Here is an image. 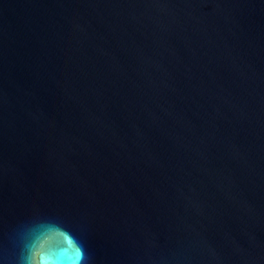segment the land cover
<instances>
[{
    "label": "water",
    "instance_id": "water-1",
    "mask_svg": "<svg viewBox=\"0 0 264 264\" xmlns=\"http://www.w3.org/2000/svg\"><path fill=\"white\" fill-rule=\"evenodd\" d=\"M0 264H264V0H0Z\"/></svg>",
    "mask_w": 264,
    "mask_h": 264
}]
</instances>
